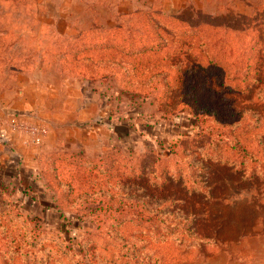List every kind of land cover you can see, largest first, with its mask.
I'll return each instance as SVG.
<instances>
[{"label": "rangeland", "instance_id": "obj_1", "mask_svg": "<svg viewBox=\"0 0 264 264\" xmlns=\"http://www.w3.org/2000/svg\"><path fill=\"white\" fill-rule=\"evenodd\" d=\"M0 264H264V0H0Z\"/></svg>", "mask_w": 264, "mask_h": 264}, {"label": "trees", "instance_id": "obj_2", "mask_svg": "<svg viewBox=\"0 0 264 264\" xmlns=\"http://www.w3.org/2000/svg\"><path fill=\"white\" fill-rule=\"evenodd\" d=\"M170 17H176V15L172 13V14H170ZM143 175H145V174L143 173ZM165 182H166V179L164 178L163 181H162V183H165Z\"/></svg>", "mask_w": 264, "mask_h": 264}, {"label": "crops", "instance_id": "obj_3", "mask_svg": "<svg viewBox=\"0 0 264 264\" xmlns=\"http://www.w3.org/2000/svg\"><path fill=\"white\" fill-rule=\"evenodd\" d=\"M111 141H112V140L110 139V140H109V142H110V143H108V146H110V144H111Z\"/></svg>", "mask_w": 264, "mask_h": 264}]
</instances>
